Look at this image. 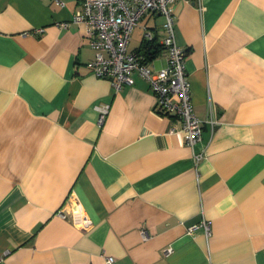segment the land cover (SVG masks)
<instances>
[{
    "label": "crops",
    "instance_id": "1",
    "mask_svg": "<svg viewBox=\"0 0 264 264\" xmlns=\"http://www.w3.org/2000/svg\"><path fill=\"white\" fill-rule=\"evenodd\" d=\"M171 4L192 147L137 72L93 73L80 0H0V264H264V0ZM163 22L127 47L154 69Z\"/></svg>",
    "mask_w": 264,
    "mask_h": 264
},
{
    "label": "built area",
    "instance_id": "2",
    "mask_svg": "<svg viewBox=\"0 0 264 264\" xmlns=\"http://www.w3.org/2000/svg\"><path fill=\"white\" fill-rule=\"evenodd\" d=\"M172 1L80 0L72 20L84 26V33L94 50L90 62L93 73L109 79L113 88L119 90L123 84H131L132 73L137 72L149 83L157 112L180 121L184 141L192 147L201 137V120L192 108L189 79L184 70L186 52L175 40ZM150 12L164 16L161 45L166 51L167 63L159 69L151 67L145 54L127 48L133 28ZM145 38H151V33L145 32ZM107 109V106L98 107L99 122L104 119ZM208 119L214 123L212 118ZM200 157V154L195 155L196 160ZM200 226L209 234L207 222L202 221ZM112 261L113 257H106L107 264Z\"/></svg>",
    "mask_w": 264,
    "mask_h": 264
},
{
    "label": "trees",
    "instance_id": "3",
    "mask_svg": "<svg viewBox=\"0 0 264 264\" xmlns=\"http://www.w3.org/2000/svg\"><path fill=\"white\" fill-rule=\"evenodd\" d=\"M151 42H152V39L145 40L143 43V49L139 50V52H141L147 56V59H150L149 54L153 53L152 49H150V48H152V46H154V48H156V46H157Z\"/></svg>",
    "mask_w": 264,
    "mask_h": 264
}]
</instances>
